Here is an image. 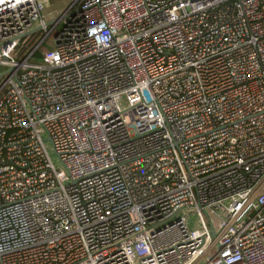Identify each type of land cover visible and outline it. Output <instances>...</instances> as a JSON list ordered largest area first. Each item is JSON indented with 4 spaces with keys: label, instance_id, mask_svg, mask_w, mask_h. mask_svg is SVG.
<instances>
[{
    "label": "built area",
    "instance_id": "obj_1",
    "mask_svg": "<svg viewBox=\"0 0 264 264\" xmlns=\"http://www.w3.org/2000/svg\"><path fill=\"white\" fill-rule=\"evenodd\" d=\"M45 10L0 0V264H264V0Z\"/></svg>",
    "mask_w": 264,
    "mask_h": 264
},
{
    "label": "crops",
    "instance_id": "obj_2",
    "mask_svg": "<svg viewBox=\"0 0 264 264\" xmlns=\"http://www.w3.org/2000/svg\"><path fill=\"white\" fill-rule=\"evenodd\" d=\"M46 6L44 13L45 19L48 23L56 20L64 11L68 9L70 4L75 0H37ZM48 48H52L48 47Z\"/></svg>",
    "mask_w": 264,
    "mask_h": 264
},
{
    "label": "rangeland",
    "instance_id": "obj_3",
    "mask_svg": "<svg viewBox=\"0 0 264 264\" xmlns=\"http://www.w3.org/2000/svg\"><path fill=\"white\" fill-rule=\"evenodd\" d=\"M43 35H44V33L43 32H38L37 34H35L34 36H31L30 38H28V39H26V40H24L22 43H21V45H20V48H19V51L17 52V53H14V56L17 58V59H21L17 54H19V55H21L23 52H24V50L26 49V47L28 48L29 46H33L34 44L33 43H35L37 40V38L38 39H40L41 37H43ZM36 40V41H35ZM50 40V39H49ZM35 41V42H34ZM48 46H51V42L50 41H48L47 42V45H45V46H43L42 48H41V50H40V54H42L44 51H46L47 49H48ZM36 59V58H35ZM34 59V60H35ZM191 220H192V222H195L196 221V218L195 217H192L191 218Z\"/></svg>",
    "mask_w": 264,
    "mask_h": 264
}]
</instances>
